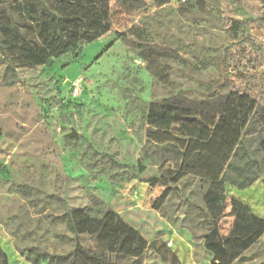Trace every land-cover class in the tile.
<instances>
[{"label": "rangeland", "instance_id": "rangeland-1", "mask_svg": "<svg viewBox=\"0 0 264 264\" xmlns=\"http://www.w3.org/2000/svg\"><path fill=\"white\" fill-rule=\"evenodd\" d=\"M140 1L126 13L105 0L109 32L50 65L15 68L0 54V250L8 264H68L74 236L60 217L71 210L96 220L112 212L144 238L139 260L116 264H174L163 248L178 249L182 264H213L203 248L208 183L195 171L202 162L220 173L246 120L264 107V0ZM223 78L227 107L208 143L148 140L150 104L177 91L199 99ZM137 164L145 170L133 178L128 167ZM168 171L185 175L173 185ZM161 175L154 186L143 182ZM227 194L264 220V167L252 186ZM80 242L94 247L86 235ZM231 264H264V234Z\"/></svg>", "mask_w": 264, "mask_h": 264}, {"label": "trees", "instance_id": "trees-1", "mask_svg": "<svg viewBox=\"0 0 264 264\" xmlns=\"http://www.w3.org/2000/svg\"><path fill=\"white\" fill-rule=\"evenodd\" d=\"M115 1L126 13L141 3L140 0ZM97 7L98 12L95 10ZM108 32L105 0L100 6L95 0H7L0 4V54L15 68L50 65L55 59L79 52L83 45ZM154 76L159 81L165 78L160 73ZM225 86L223 78L213 87L201 91L199 99L187 95L188 91H177L159 103L150 104L146 124L154 131L148 134V140L157 144L172 143L180 149H184L189 141L208 143L227 107L226 94H221ZM259 111L260 114H256L254 109L246 120L242 135L220 173L206 168L202 162H198L195 171L200 182L208 183L202 197L209 215L206 221L209 233L203 237V248L211 254L213 264H231L264 234V220L255 216L247 205L229 198L227 194L229 186L244 190L262 175L264 107ZM254 123L258 124L257 132L252 126ZM253 134L256 135V144L251 146L250 137ZM128 168L134 172L131 175L133 178L145 170L140 164ZM168 173L173 176V185L185 175L181 171ZM162 178V175L145 177L143 182L154 186ZM168 191L169 188L161 193L158 204L165 200ZM227 206V215L232 217V223L228 233L222 236L218 223ZM60 219L74 236L73 254L68 264H116L115 260L124 258L139 260L147 248L144 238L112 212L96 220L79 210H71L61 215ZM83 235L93 240L92 249L81 245L80 237ZM31 259L33 263H38L41 257L35 254ZM0 264H8L1 250Z\"/></svg>", "mask_w": 264, "mask_h": 264}, {"label": "crops", "instance_id": "crops-1", "mask_svg": "<svg viewBox=\"0 0 264 264\" xmlns=\"http://www.w3.org/2000/svg\"><path fill=\"white\" fill-rule=\"evenodd\" d=\"M163 250L165 251V254L169 258V260L173 261L174 264H182V261L180 259V252H178V249L172 251L171 249L163 248Z\"/></svg>", "mask_w": 264, "mask_h": 264}, {"label": "water", "instance_id": "water-1", "mask_svg": "<svg viewBox=\"0 0 264 264\" xmlns=\"http://www.w3.org/2000/svg\"><path fill=\"white\" fill-rule=\"evenodd\" d=\"M69 136H70V137H77V134L74 133V132H71V133L69 134Z\"/></svg>", "mask_w": 264, "mask_h": 264}]
</instances>
